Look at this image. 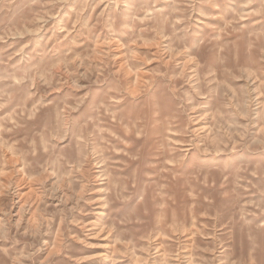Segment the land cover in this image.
<instances>
[{"label": "rangeland", "instance_id": "1", "mask_svg": "<svg viewBox=\"0 0 264 264\" xmlns=\"http://www.w3.org/2000/svg\"><path fill=\"white\" fill-rule=\"evenodd\" d=\"M0 264H264V0H0Z\"/></svg>", "mask_w": 264, "mask_h": 264}]
</instances>
